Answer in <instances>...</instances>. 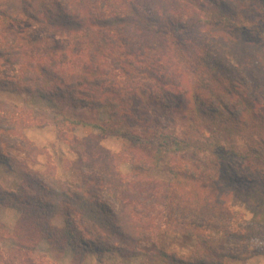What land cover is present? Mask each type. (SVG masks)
Returning <instances> with one entry per match:
<instances>
[{"label": "trees", "instance_id": "obj_1", "mask_svg": "<svg viewBox=\"0 0 264 264\" xmlns=\"http://www.w3.org/2000/svg\"><path fill=\"white\" fill-rule=\"evenodd\" d=\"M246 16L257 21L255 29L263 27L264 0H0V91L54 104L70 130L82 126L104 132L106 128L98 124L103 108L108 109L111 124L130 130L121 133L130 143L125 153L131 156L132 167L126 176L117 156L103 154L100 148L85 149L96 159L92 167L97 177H84L73 185L53 177L49 183L31 180L17 165L22 181L11 192L0 187V206L20 214L14 236L25 258L39 239L58 253L69 247L80 262L90 255L98 264L106 257L123 263L140 259V264H223L228 258L223 244L237 235L230 230L231 218L222 215L227 196L218 191L211 199L197 185L187 191L180 179L196 181L188 164L184 174L176 164L170 165L166 184L180 196L170 204L177 203L176 209L198 219L213 215L216 220L205 221L202 231L173 226L177 234L195 240L184 256L169 254L154 241L147 243L151 245L147 252L139 250L159 232L161 221L150 209L167 197L156 171L166 157L182 161L181 152L188 147L173 132L160 133L155 144H147L151 150L147 155L138 143V131L148 127L152 117L133 108L139 100H155L172 119L194 121L211 135L224 131L255 135L247 154L234 161L240 175L254 185L244 193L229 194L246 204L252 227L264 228V40L258 33L251 40L240 35L236 19ZM7 21L31 22L69 36L96 30L109 44V52L76 46L73 40L68 50L53 57L31 55L2 28ZM230 32L241 37L233 38ZM169 43L199 72L194 82L178 68ZM221 110L226 120L218 117ZM15 115L0 102V137L23 129L3 119ZM86 155L81 160L88 166ZM6 160L0 142V162ZM58 211L64 214L60 229L49 224ZM209 229L219 236L206 235ZM115 238L120 245L113 244ZM11 260L0 254V264H12ZM24 262L31 264V259Z\"/></svg>", "mask_w": 264, "mask_h": 264}, {"label": "rangeland", "instance_id": "obj_2", "mask_svg": "<svg viewBox=\"0 0 264 264\" xmlns=\"http://www.w3.org/2000/svg\"><path fill=\"white\" fill-rule=\"evenodd\" d=\"M252 18V16H246L240 20L236 19L237 25H240L242 29L240 35L251 40L258 33V37L264 40V17L262 19L263 27H258V30L253 25L257 21H251ZM2 28L14 35L31 55L44 54L47 57H53L68 50L70 44H73V40L76 46L88 48L94 46L96 51L109 52V44L96 30L87 29L79 33L78 36H69L66 35L67 33H54L46 26L35 23H12L9 21L2 23ZM229 35L237 39L241 37L237 33L230 32ZM75 37L77 39H74ZM169 47L178 68L189 81L194 82L199 74L197 69L181 57L176 46L170 44ZM0 102L10 106L16 113V118L4 117V121L18 123L23 128L5 132L0 137L4 159L12 163L9 164L12 165L10 167L7 162H0V187L3 190L11 192L20 185L19 182L22 179L17 169L15 170L17 165L31 180L38 178L44 183H49L51 177L70 185L80 183L84 177L96 178L98 171L96 172L92 167L96 165V159L86 155L85 149L93 151L100 148L103 150V154L116 155L120 160L121 174L126 176L131 171L132 165L128 162L131 156L125 153V148L130 147V143L121 136L130 130L111 124L107 108L101 109L98 114V124L106 128L104 132H101V130L82 126L72 130L66 128L57 106L41 98L26 100L20 95L0 91ZM138 102L133 104V108L152 117V123L138 131L141 136V141L138 143L147 155L151 154L147 144H155V139L160 133L173 132L188 145L181 152L184 155L182 161L180 159V161L170 160L166 157L156 171L158 180L162 181L160 183L165 186L164 192L167 193V197L166 200L164 198L157 201L155 207L150 209L153 210L150 214L161 221V224H158L159 232L152 240L147 239L146 244L139 246V250L147 252L151 248V245L147 243L154 241L161 250L179 257L184 256L193 249L195 240L177 234L173 226L202 231L200 225L203 226L205 221L216 220V216L213 215H208L206 220L198 219L192 213L176 209L177 203L170 204V201L180 199V196L166 184L171 178L170 165L176 164L177 170L184 174L185 165L188 164L194 168L196 181L180 179L187 191H191L192 187L197 185L207 192L211 199H214L218 191L227 196L223 208L225 211L222 215L225 218H231L230 230L237 236L225 239L223 251L228 258L223 264H264V228L252 227L251 215L246 204L229 194L231 191L244 193L251 188V185H254L249 178L241 176L240 169L234 166V161L240 155L247 154L254 134L242 131H224L211 135L205 127L194 121L180 120L178 117L172 119L169 111L161 107L155 100H139ZM217 115L223 120L227 119V114L223 110L219 111ZM111 131L119 136L110 135ZM83 155H86L90 163L92 162L91 165L89 162H87L88 166L82 163ZM133 161H136L135 157H133ZM33 195L39 196L36 193ZM107 201L111 205L113 204L110 200ZM184 208L188 210L186 207ZM19 217L20 214L17 210L0 206V254L3 259H7V261L12 259V264H25L26 258L31 259V264H98L96 259L90 255H86L80 262L69 247H66L64 252L58 253L49 243L41 239L38 240L32 252L25 254V258L22 255V250L18 249L19 241L14 236L15 231L17 234L16 225ZM49 224L60 229L64 225L63 212L58 211L50 219ZM205 234L212 238L219 236V233L213 229L205 230ZM113 244L120 245V239L115 238ZM106 258L99 264H140L142 262L140 259H135L123 263L119 258Z\"/></svg>", "mask_w": 264, "mask_h": 264}]
</instances>
